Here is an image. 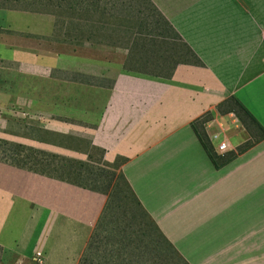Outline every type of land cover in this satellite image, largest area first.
<instances>
[{"label":"crops","instance_id":"1","mask_svg":"<svg viewBox=\"0 0 264 264\" xmlns=\"http://www.w3.org/2000/svg\"><path fill=\"white\" fill-rule=\"evenodd\" d=\"M149 1L168 25L149 7L145 27L122 25L128 37H181L201 65L86 46L108 26L115 37L100 18L58 33L51 12L0 10V138L24 147L0 161V264L78 263L106 195L35 171L61 158L123 159L112 190L189 264H264V160L236 166L264 159V138L217 169L192 127L210 113L208 136L234 96L264 129V0ZM240 128L233 141L249 134Z\"/></svg>","mask_w":264,"mask_h":264},{"label":"trees","instance_id":"2","mask_svg":"<svg viewBox=\"0 0 264 264\" xmlns=\"http://www.w3.org/2000/svg\"><path fill=\"white\" fill-rule=\"evenodd\" d=\"M23 1L31 6L34 5L33 10H31L36 12H43L40 7L43 8L47 6L48 2H52L51 0ZM143 1L147 6L146 8H151L158 14L163 23L168 25V22L159 15L149 0ZM100 2L101 0H71L69 6L74 10L85 12L100 10V12L104 13L106 8H100ZM140 12L143 11L140 10ZM146 19L147 15L143 16L145 22ZM144 21L140 26L141 28L146 26ZM128 32L131 35L128 38V43L130 48L136 52L155 58L159 57L173 61L181 59L192 64H202L200 58L187 43L182 41L181 37H138L137 35L143 33L140 28L136 30L128 29ZM159 34L162 35L163 33L160 32ZM216 108L220 114L233 112L250 135V138L238 145L236 150L218 154L213 150V146L204 129V123L211 118V114L206 113L192 121V127L196 135L214 166L219 169L262 140L264 138V129L234 96L219 102ZM21 152H24V147L0 138V161H6L4 158L8 155L19 156V154H22ZM22 157L23 159L29 158L25 154ZM52 157L55 160L57 159V156L53 155ZM122 160L117 159L113 163L105 162L104 164L107 167L94 168L91 164L80 161H77L76 167H72L68 164L67 159L61 158L57 159L51 170H35L42 174L58 176L68 181L72 180L79 185L101 191L106 195L104 206L77 264H166L159 253L146 242L143 233L135 225L134 219L122 199L118 193L112 190L116 169ZM1 254L2 248L0 246V258Z\"/></svg>","mask_w":264,"mask_h":264},{"label":"rangeland","instance_id":"3","mask_svg":"<svg viewBox=\"0 0 264 264\" xmlns=\"http://www.w3.org/2000/svg\"><path fill=\"white\" fill-rule=\"evenodd\" d=\"M51 1L52 2H48L47 6H44L43 8L40 7V9L43 12H37V13L51 12V14L52 13L55 14L56 23L58 25V29H57L58 33L63 32V29L65 27L64 22L66 19L87 18L89 19L87 20L88 22H86L87 24L100 18L104 22L110 23L112 25L116 23L114 25H118V28H116L117 31H115L114 34L115 37H112V33H113L112 27L108 26V28L106 27V30H104L105 37H90L92 38V41L87 42L86 46L89 45V46H94V48H96L98 45L94 42V40H98L97 42H103V44H105L106 46H112V44H115V46L119 47L122 52H124L125 49H127V47L130 48L128 44V38H129L128 33L124 31L126 30V27H123L122 25L137 26L139 24V21H144L143 15L145 13L147 14L151 13V10L148 11L146 9L143 0H101L100 8L101 7L106 8V11L104 13L100 12V10L88 11V12L74 10L69 6L71 0H51ZM33 7L34 5L31 6L27 2H24L23 0L20 1L0 0V10L12 9V10L36 12V11H32ZM140 10H143L145 13L140 12ZM149 21H152V16L149 17ZM151 28L154 29L152 25H148L147 29L150 30ZM160 29L161 31L163 30L162 28ZM49 40H53V41L57 40L58 42H65V40H70L72 44H75L77 46L81 45L80 37H50ZM231 113L232 112L220 114L218 112L215 115V117L212 116L211 120H214V122L212 123V127H210L211 132L210 134H208V136H210L214 130L219 129L218 128L219 124L223 123V127L225 128L224 134L229 138L231 143L234 145L230 150H236L237 146L243 143L244 141H246L247 139H249L250 136L246 132H243V137H238L236 141H233L234 138L231 134L233 132L238 131V129L241 128H240L239 119L236 117V115H234V113H232L233 115H231ZM1 129L2 128L0 123V132ZM244 155H242V157ZM255 155H257V153H255ZM252 157H253L252 155L246 156V158L244 157L243 159H240L241 156L238 157L236 166L240 169L241 168L240 166H242V164L245 163V161H253L249 163L257 166L263 163L264 159L261 160L258 159L260 156L254 158L253 160H250V158ZM14 159L16 158H13L12 160ZM132 218L134 219L133 221L135 222V225L143 233L146 242L150 245V247H152V249H154L155 251H157V253H159V255L162 257V259L166 264H189V262L179 253V251L176 250V248L172 246L170 242L164 239V237L158 232L157 228L154 225H152L148 221H144L142 218H134V217Z\"/></svg>","mask_w":264,"mask_h":264},{"label":"built area","instance_id":"4","mask_svg":"<svg viewBox=\"0 0 264 264\" xmlns=\"http://www.w3.org/2000/svg\"><path fill=\"white\" fill-rule=\"evenodd\" d=\"M232 113L231 115H233ZM208 125L211 127L212 123L211 125ZM218 128L219 129L214 130L213 133H211L209 140H211L210 142L213 145V150L218 154H223L229 151L233 146L229 138L224 134L225 128L223 127V123L219 124Z\"/></svg>","mask_w":264,"mask_h":264}]
</instances>
